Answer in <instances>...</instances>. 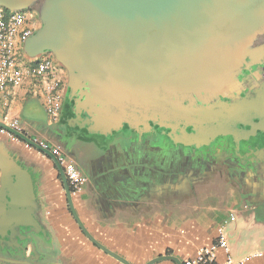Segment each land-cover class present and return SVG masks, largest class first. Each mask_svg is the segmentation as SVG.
<instances>
[{
    "label": "crops",
    "instance_id": "0c3cea01",
    "mask_svg": "<svg viewBox=\"0 0 264 264\" xmlns=\"http://www.w3.org/2000/svg\"><path fill=\"white\" fill-rule=\"evenodd\" d=\"M31 12L38 29L41 25L38 14ZM238 54V63L225 75L222 84L209 86L198 94L190 93L181 100V105L190 96L208 102L237 89L245 58L260 59L257 65L264 59V25L247 39ZM58 65L66 90L56 122L49 120L27 84L15 88L11 98L0 93V122L18 120L19 133L43 141L50 149L57 148L86 175L85 186L71 201L80 221L96 241L130 264H145L161 255H172L183 264L198 247L211 245L217 228H222L234 259L242 264H264L263 152L248 157L247 164L242 165L233 157L222 159L226 153L218 151V164L200 169L209 182L197 188L196 194L175 193L169 183L166 187L169 191L164 194L156 172L144 175L136 173L135 168L124 167L115 176L113 170L101 175L103 162L94 161L85 152V146L79 152L74 143L76 138L84 143L93 139L102 141L95 133L75 131L76 125L68 122L65 111L70 96L68 74ZM218 104L227 107L223 101ZM166 117L174 118V114ZM126 124L133 123L124 122L118 130ZM109 135L112 133L103 137ZM15 136L18 140L0 132V264H122L81 231L64 200L53 160ZM126 157L118 154L112 157V162L118 164ZM218 253L221 255V251ZM152 264L176 263L160 260Z\"/></svg>",
    "mask_w": 264,
    "mask_h": 264
},
{
    "label": "water",
    "instance_id": "95a60500",
    "mask_svg": "<svg viewBox=\"0 0 264 264\" xmlns=\"http://www.w3.org/2000/svg\"><path fill=\"white\" fill-rule=\"evenodd\" d=\"M19 5L24 7H12ZM0 6L37 12L41 25L24 40L23 52L31 58L43 52L53 55L68 74V122L102 136L124 122L134 123L135 115L143 121L163 113L182 117L181 100L222 84L247 39L264 25V0H0ZM154 88L162 107L152 103L140 109L113 97L120 90ZM0 127L53 160L81 231L98 248L130 264L88 233L54 154L1 122ZM160 260L182 264L172 255L145 264Z\"/></svg>",
    "mask_w": 264,
    "mask_h": 264
},
{
    "label": "flooded vegetation",
    "instance_id": "af4514ba",
    "mask_svg": "<svg viewBox=\"0 0 264 264\" xmlns=\"http://www.w3.org/2000/svg\"><path fill=\"white\" fill-rule=\"evenodd\" d=\"M259 60L245 58L238 74L240 84L226 96H217L208 102L201 101L197 96H190L183 102L182 117H166L163 113L143 121L142 116L135 115L131 118V122L135 124H126L112 132L109 138L95 134L94 136L102 139L100 141H104L103 144L96 139L84 143L77 138L74 143L79 152L85 146V152L94 161L103 162L100 163L103 169L101 175L110 174L113 170L115 176L124 167L135 168L136 173L144 175L156 172L164 194L169 191L167 183L173 186L175 193L188 195L191 191L196 194L197 188L201 189L209 182L200 169H207L206 165L210 166L211 163L217 165L218 151L226 153L222 159L229 160V157H233L242 165L247 164L245 160L248 157L264 153V59L257 65ZM218 101L225 102L227 107L220 106ZM81 117L86 115L82 113ZM73 129L87 133L85 128L75 126ZM118 154L128 157L115 164L112 157ZM235 154L239 156L236 157ZM46 156L49 157L47 154ZM54 156L57 160V155ZM63 156L68 160L64 154ZM124 162L127 164H120ZM58 164L72 198L82 191L87 177L72 163L83 178L79 188L74 189L65 175L64 164L59 161ZM54 167L69 209L59 169L56 165ZM214 168L215 166L212 167ZM121 176L118 175V178ZM189 186L192 189H188Z\"/></svg>",
    "mask_w": 264,
    "mask_h": 264
},
{
    "label": "built area",
    "instance_id": "2783aa9c",
    "mask_svg": "<svg viewBox=\"0 0 264 264\" xmlns=\"http://www.w3.org/2000/svg\"><path fill=\"white\" fill-rule=\"evenodd\" d=\"M35 30L31 10H12L0 6V93L11 98L15 88L27 84L30 94L40 101L49 120L56 122L60 116L66 84L59 76L58 62L50 52L32 58L23 52L24 40ZM4 123L16 131L20 128L16 119ZM0 132L8 133L11 139L18 140L1 127ZM31 140L57 155V160L64 164L65 175L71 186L78 189L83 178L74 165L65 160L57 148L50 149L43 141ZM218 251H221V255ZM183 264H242V261L230 255L226 236L222 228H217L215 241L209 246L198 247Z\"/></svg>",
    "mask_w": 264,
    "mask_h": 264
},
{
    "label": "rangeland",
    "instance_id": "374dc122",
    "mask_svg": "<svg viewBox=\"0 0 264 264\" xmlns=\"http://www.w3.org/2000/svg\"><path fill=\"white\" fill-rule=\"evenodd\" d=\"M36 7L38 6L35 4ZM22 8L23 5L12 6ZM28 8H24L22 10H26ZM34 11V9H33ZM120 99L121 104H132L134 106L140 107V109L149 107L152 103L155 106V103L160 107L164 106V103H161L159 100V90L158 89H127L120 90L117 94L113 95V97L117 96ZM117 100V99H115Z\"/></svg>",
    "mask_w": 264,
    "mask_h": 264
}]
</instances>
